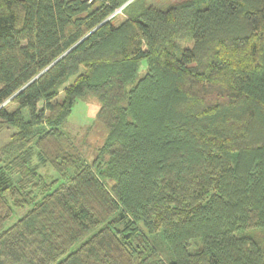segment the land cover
Wrapping results in <instances>:
<instances>
[{
	"label": "trees",
	"instance_id": "1",
	"mask_svg": "<svg viewBox=\"0 0 264 264\" xmlns=\"http://www.w3.org/2000/svg\"><path fill=\"white\" fill-rule=\"evenodd\" d=\"M126 1L0 0V264H264V0Z\"/></svg>",
	"mask_w": 264,
	"mask_h": 264
},
{
	"label": "rangeland",
	"instance_id": "2",
	"mask_svg": "<svg viewBox=\"0 0 264 264\" xmlns=\"http://www.w3.org/2000/svg\"><path fill=\"white\" fill-rule=\"evenodd\" d=\"M143 5L153 4L156 6H165L171 2L181 0H141ZM121 11V9H120ZM117 11V12H120ZM116 12V13H117ZM126 12L116 16V20L123 19ZM146 68L145 60L140 62L139 72H143ZM40 106V105H39ZM99 108L98 99L93 95H86L84 98L78 99L71 110L66 122L63 125V130L71 138L77 146L84 160L90 163L96 156L97 149L102 145L106 138V128L96 119V113ZM10 131L2 128L0 130V146L9 139ZM45 169V167H44ZM52 174H56L51 170ZM111 184V181H106ZM27 209H15L11 217L4 222V228L15 222L24 211ZM152 241L158 246L162 255L169 254L165 249V244L161 237L157 234L151 237Z\"/></svg>",
	"mask_w": 264,
	"mask_h": 264
},
{
	"label": "water",
	"instance_id": "3",
	"mask_svg": "<svg viewBox=\"0 0 264 264\" xmlns=\"http://www.w3.org/2000/svg\"><path fill=\"white\" fill-rule=\"evenodd\" d=\"M131 0H127L125 3H123L116 11H120L127 3H129Z\"/></svg>",
	"mask_w": 264,
	"mask_h": 264
},
{
	"label": "built area",
	"instance_id": "4",
	"mask_svg": "<svg viewBox=\"0 0 264 264\" xmlns=\"http://www.w3.org/2000/svg\"><path fill=\"white\" fill-rule=\"evenodd\" d=\"M116 12H117V11H115L113 14H115ZM113 14H112V15H113Z\"/></svg>",
	"mask_w": 264,
	"mask_h": 264
}]
</instances>
